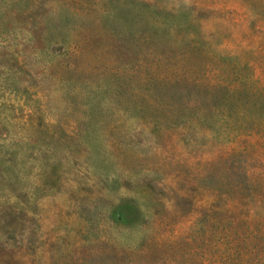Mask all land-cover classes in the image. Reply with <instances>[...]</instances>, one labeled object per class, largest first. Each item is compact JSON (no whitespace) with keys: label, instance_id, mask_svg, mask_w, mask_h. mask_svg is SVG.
<instances>
[{"label":"rangeland","instance_id":"374dc122","mask_svg":"<svg viewBox=\"0 0 264 264\" xmlns=\"http://www.w3.org/2000/svg\"><path fill=\"white\" fill-rule=\"evenodd\" d=\"M262 9L264 0H0V264L215 255L220 226L186 222L191 200L197 212L217 204L210 172L231 177L251 153L264 166V145L234 154L214 121L190 119L200 93L190 65L208 60L188 61L187 41L264 71V40L252 34Z\"/></svg>","mask_w":264,"mask_h":264},{"label":"trees","instance_id":"16d2710c","mask_svg":"<svg viewBox=\"0 0 264 264\" xmlns=\"http://www.w3.org/2000/svg\"><path fill=\"white\" fill-rule=\"evenodd\" d=\"M261 11L252 34L264 40V9ZM186 16L193 24L201 19L194 7ZM202 42L195 35L187 41L188 61L196 60L199 54L208 60L203 68L190 65L195 70L189 72L187 80L200 92L196 98L188 100L189 106L194 108L190 119L214 121L218 125L216 132L220 131L222 138L235 144L234 154L236 150L238 154L247 152L249 146L246 144L264 145V71L257 69L255 64L242 65L237 56L213 57L201 48ZM244 67L248 70L246 75L242 73ZM209 125L214 128L213 123ZM257 158L258 153H251L245 162H237L231 177L221 166L210 172V181L217 179L221 185L219 196L215 195L217 204L216 200L208 201L206 209L197 212L196 199L191 200L192 208L186 213V222L202 216L209 226L214 220L220 226L218 251L215 255L207 252L211 257L202 254L198 264H264V166L251 164ZM149 255L160 256V253Z\"/></svg>","mask_w":264,"mask_h":264}]
</instances>
